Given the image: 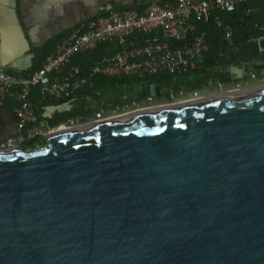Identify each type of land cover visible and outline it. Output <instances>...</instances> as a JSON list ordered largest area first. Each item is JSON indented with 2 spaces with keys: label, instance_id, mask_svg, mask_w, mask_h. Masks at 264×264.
Masks as SVG:
<instances>
[{
  "label": "water",
  "instance_id": "95a60500",
  "mask_svg": "<svg viewBox=\"0 0 264 264\" xmlns=\"http://www.w3.org/2000/svg\"><path fill=\"white\" fill-rule=\"evenodd\" d=\"M0 264H264V92L0 151Z\"/></svg>",
  "mask_w": 264,
  "mask_h": 264
},
{
  "label": "built area",
  "instance_id": "2783aa9c",
  "mask_svg": "<svg viewBox=\"0 0 264 264\" xmlns=\"http://www.w3.org/2000/svg\"><path fill=\"white\" fill-rule=\"evenodd\" d=\"M247 1L250 0H145L142 9H119L112 3H106L96 17L73 27L31 73L13 74L0 69V107L13 98L17 118V134L0 141V151L14 149L53 130L93 121H110L121 113L148 105L156 97L148 96L124 105H107L91 115L69 118L48 128L41 124L31 103V95L39 91L49 98L63 99L92 85L98 76L145 78L186 71L201 61L211 47L205 32L196 33L198 22L215 11H233ZM246 13L249 14L250 10L247 9ZM215 20L224 27L225 39L232 43L231 27L225 26L219 15ZM258 27L260 33L252 41L264 58V23ZM112 40L117 42L118 50L102 55L86 73L80 64L72 63L76 55ZM252 81L264 86V75L251 73L234 82L219 81L216 89L232 94L251 86ZM200 94L197 90H180L171 92L165 100L180 103Z\"/></svg>",
  "mask_w": 264,
  "mask_h": 264
},
{
  "label": "trees",
  "instance_id": "16d2710c",
  "mask_svg": "<svg viewBox=\"0 0 264 264\" xmlns=\"http://www.w3.org/2000/svg\"><path fill=\"white\" fill-rule=\"evenodd\" d=\"M143 7H137V9H142ZM247 9L250 10L249 14L246 13ZM216 15H219L224 20L225 26L229 25L231 27L233 32L232 43L225 39L224 27L218 25L215 20ZM263 23L264 0L247 1L233 11H215L198 22L196 30V33L205 32L211 47L204 54L202 60L188 70L174 74H157L145 78L95 77L92 85L86 86L71 97L63 99L51 98L52 101L50 102L55 104L62 102L63 108L50 117H42V109L40 107L47 100V96L39 91L33 92L31 103L41 122H46L50 127H54L69 118L91 115L107 105L128 104L130 103L129 97L133 89L138 85L158 84L161 90L160 97L167 99L171 92L180 90L192 91L217 84L222 74L235 81L251 73L264 74V69L255 67L262 54L259 52L257 44L252 41V38L260 33L258 25ZM57 43H54V45L50 44L41 50L42 53L37 60L36 68L54 50ZM117 50L116 41L104 42L92 51L76 55L72 63L80 64L83 73H86L102 55L116 52ZM116 87H120V91H117ZM31 142L30 144L34 145Z\"/></svg>",
  "mask_w": 264,
  "mask_h": 264
},
{
  "label": "crops",
  "instance_id": "0c3cea01",
  "mask_svg": "<svg viewBox=\"0 0 264 264\" xmlns=\"http://www.w3.org/2000/svg\"><path fill=\"white\" fill-rule=\"evenodd\" d=\"M106 3L125 9L141 7L145 0H0V69L31 73L43 48L60 42L73 27L96 17ZM262 62L263 56L257 64ZM50 101L47 97L40 105L42 117L63 108L62 102ZM15 105L9 98L0 107V141L17 134Z\"/></svg>",
  "mask_w": 264,
  "mask_h": 264
},
{
  "label": "flooded vegetation",
  "instance_id": "af4514ba",
  "mask_svg": "<svg viewBox=\"0 0 264 264\" xmlns=\"http://www.w3.org/2000/svg\"><path fill=\"white\" fill-rule=\"evenodd\" d=\"M263 75L264 74H261L260 76H263ZM234 81L235 80H231V79L229 80V82H234ZM214 85L203 87V88H199V89H195V90H197L200 93H202L205 89H209V88H211ZM116 90L120 91V87H116ZM263 92H264V86L255 87V84H253V85L247 87L246 89L238 90V91H236L233 94H216V95L206 96L204 98L199 95L195 99H192V100H189V101L183 100V102L175 103L173 105H170L169 107H165V106L162 105L161 107L156 108V109L149 108V109H144V110H132V111H129V112H126V113H121L116 118H114V119H112L110 121H93V122H90L89 124L78 125V126H75V127H68V128L62 129V130H55V131L53 130V131L47 133L46 135H44L42 137H39L37 139H33L35 142H31L33 140H31L29 142H24L23 144L19 145L16 148L21 147L23 150L31 151V150H34L36 148L48 146L49 138L52 137V136H55V135H60V134L62 135V134H69V133H83L85 131L93 130V129L99 127V126L115 124V123L130 119L132 117L140 116V115H148V114L157 113V112L175 111V110H179V109H182L184 107H188L190 105H193V104H195V103H197L199 101L205 100V99H207L209 97H222V96L224 97V96H230V95L234 96V95H238V94L239 95H245V96H249V95L252 96V95H256V94L263 93ZM165 99L166 98H164V97H157L158 101L161 100V101L166 102ZM30 142L34 143V145L30 144Z\"/></svg>",
  "mask_w": 264,
  "mask_h": 264
},
{
  "label": "rangeland",
  "instance_id": "374dc122",
  "mask_svg": "<svg viewBox=\"0 0 264 264\" xmlns=\"http://www.w3.org/2000/svg\"><path fill=\"white\" fill-rule=\"evenodd\" d=\"M255 84V87H259L261 86L262 84L256 82V81H252L251 85ZM217 87V84H215L214 86H212L211 88L209 89H205L201 94L200 96H202L203 98L206 97V96H211V95H216V94H225L224 92L222 91H219L218 89H216ZM236 92V91H235ZM235 92H232L235 93ZM175 104V101H172V102H164V101H158L157 100V97L151 102L149 103L148 105L147 104H144L142 105L140 108H135V110H144V109H149V108H152V109H156V108H159L161 107L162 105L165 106V107H169L170 105H173ZM145 106V107H144ZM143 107V108H142Z\"/></svg>",
  "mask_w": 264,
  "mask_h": 264
}]
</instances>
